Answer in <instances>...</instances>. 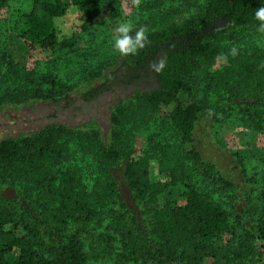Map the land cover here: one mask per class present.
Masks as SVG:
<instances>
[{
    "label": "trees",
    "instance_id": "obj_1",
    "mask_svg": "<svg viewBox=\"0 0 264 264\" xmlns=\"http://www.w3.org/2000/svg\"><path fill=\"white\" fill-rule=\"evenodd\" d=\"M33 1L41 2L42 13H27L20 35L31 46L53 49L77 43L79 32L89 27L105 0H79L67 35L61 30L70 16L62 2ZM184 6L188 9L183 15L145 31V47L124 57L130 83L152 71L157 85L138 99L164 110L179 144L152 139L146 156L133 157L120 125L121 114L131 112L120 107L112 114L111 141L103 142L96 133L98 147L89 161L70 158L64 141L68 130L62 124L1 139L0 264H89L97 244L114 248L116 264H264V151L258 177L247 173L239 154L236 174L225 176L196 140L203 121L215 124L233 110H247L248 115L256 103L261 107L253 110L249 122L264 128V53L256 65L261 92L252 102L245 97L246 87L239 85L215 108L196 82L207 63L222 54L218 42L223 35L258 23L254 13L264 7V0H183L180 7L169 5L176 15ZM161 58L164 69L154 72L151 66ZM35 74L18 78L16 95L21 84L34 83L33 97L54 98L57 74ZM97 92L90 90L83 98ZM150 158L167 173L165 180L150 179ZM117 167L133 206L120 193ZM198 177L211 192L200 189Z\"/></svg>",
    "mask_w": 264,
    "mask_h": 264
},
{
    "label": "rangeland",
    "instance_id": "obj_2",
    "mask_svg": "<svg viewBox=\"0 0 264 264\" xmlns=\"http://www.w3.org/2000/svg\"><path fill=\"white\" fill-rule=\"evenodd\" d=\"M60 1L70 16L61 30L67 35L71 33L69 23L74 21L79 0ZM109 1L105 0L98 6L89 27L79 32L77 43L67 48L53 49L31 46L20 35L25 15L42 13L41 2L4 0L0 4V140L29 134L48 124H62L68 130L64 141L70 158L77 156L88 158L89 161L98 147L96 133L103 142L111 141L112 114L120 107L122 111L128 108L131 112L127 113V117L124 116L127 109L121 114L120 125L126 132L124 141L127 140L134 150L133 157L146 156V149L153 146L150 142L152 139L179 144V138L167 124L164 110L138 99L139 94L156 87L152 71L130 83L125 76L128 64L124 62V57L113 54L112 36L114 29L121 23H129L134 29L144 31L159 28L183 15L188 7H182L176 15L170 11L169 5L180 7L183 0ZM185 1L196 4L203 0ZM257 27L258 23L235 28L219 40L222 54L207 63L196 80L199 89H204V95L209 98L210 106L220 107L227 95L236 92L239 85L246 87L245 97L251 102L256 100L254 95L261 92L256 83L262 76L256 65L261 62L258 55L264 53V33L257 31ZM134 31L129 35H133ZM42 70L52 71L60 80L54 98L33 97L34 83L31 87L21 84L16 95L14 90L18 78L21 79L25 74L33 77ZM227 85L230 89L228 92ZM93 89L98 92L90 99L83 98L85 93ZM254 107H251L248 115H245L247 110H243L242 114L240 110H233L228 117L215 124L203 121L199 125L196 136L199 149L225 172V176L236 172L239 166L236 154L245 161L249 175H260L264 128L249 122L255 116L253 110L261 106L256 103ZM147 170L151 180L166 179L167 173L161 170L155 158L147 160ZM119 171V167L114 169L116 179L120 178V193L133 206ZM88 175L90 171L85 174ZM195 182L202 191L211 192L210 185L200 177ZM213 197L217 195L213 194ZM98 232L95 230L93 233ZM91 254L89 264H116L115 250L106 244L103 247L97 244Z\"/></svg>",
    "mask_w": 264,
    "mask_h": 264
},
{
    "label": "clouds",
    "instance_id": "obj_3",
    "mask_svg": "<svg viewBox=\"0 0 264 264\" xmlns=\"http://www.w3.org/2000/svg\"><path fill=\"white\" fill-rule=\"evenodd\" d=\"M254 19L258 22L257 31L264 33V7L255 11ZM133 30H135L134 34L129 35ZM112 41L113 54L125 57L135 55L138 50L144 48L147 36L144 30L134 29L129 23H121L114 29ZM151 67L154 72H160L165 67V60L161 58Z\"/></svg>",
    "mask_w": 264,
    "mask_h": 264
}]
</instances>
